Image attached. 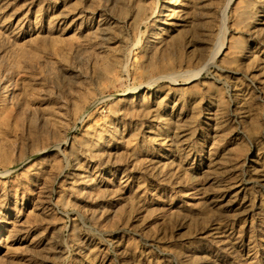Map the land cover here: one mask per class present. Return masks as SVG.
Returning <instances> with one entry per match:
<instances>
[{"label": "rangeland", "instance_id": "374dc122", "mask_svg": "<svg viewBox=\"0 0 264 264\" xmlns=\"http://www.w3.org/2000/svg\"><path fill=\"white\" fill-rule=\"evenodd\" d=\"M0 264H264V0H0Z\"/></svg>", "mask_w": 264, "mask_h": 264}, {"label": "bare ground", "instance_id": "6f19581e", "mask_svg": "<svg viewBox=\"0 0 264 264\" xmlns=\"http://www.w3.org/2000/svg\"><path fill=\"white\" fill-rule=\"evenodd\" d=\"M218 54V53H217ZM210 63H206L205 66L203 67V69H205V67H207ZM201 70L197 73H192L191 75L188 74L189 76L186 77L184 80H185V83H183V85H187V84H190L192 83L193 81L196 80V78L198 77V75L200 74ZM176 76V75H175ZM173 77V76H172ZM171 77V79L173 80V78ZM179 78H182V77H179ZM184 78V77H183ZM56 146V145H55Z\"/></svg>", "mask_w": 264, "mask_h": 264}]
</instances>
